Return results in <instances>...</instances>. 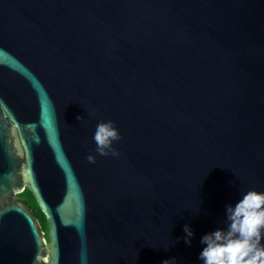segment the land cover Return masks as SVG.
Instances as JSON below:
<instances>
[{"label": "water", "instance_id": "water-1", "mask_svg": "<svg viewBox=\"0 0 264 264\" xmlns=\"http://www.w3.org/2000/svg\"><path fill=\"white\" fill-rule=\"evenodd\" d=\"M107 121L117 157L95 152ZM248 190L264 0H0V264H202Z\"/></svg>", "mask_w": 264, "mask_h": 264}, {"label": "clouds", "instance_id": "clouds-1", "mask_svg": "<svg viewBox=\"0 0 264 264\" xmlns=\"http://www.w3.org/2000/svg\"><path fill=\"white\" fill-rule=\"evenodd\" d=\"M93 139L99 156H119L113 142L119 141L121 136L112 121L98 123ZM86 159L90 164L96 162L91 154ZM225 220L224 229L201 238L205 247L198 259L202 264H264V192L248 190L234 207L226 206ZM183 232L185 243L190 245L191 228L185 225ZM162 264H176V261L165 260Z\"/></svg>", "mask_w": 264, "mask_h": 264}, {"label": "trees", "instance_id": "trees-1", "mask_svg": "<svg viewBox=\"0 0 264 264\" xmlns=\"http://www.w3.org/2000/svg\"><path fill=\"white\" fill-rule=\"evenodd\" d=\"M19 199L22 200L25 204H27L33 210L34 215L38 218L39 221L44 220V215L41 213L33 196L28 190H26L24 193L19 195Z\"/></svg>", "mask_w": 264, "mask_h": 264}, {"label": "flooded vegetation", "instance_id": "flooded-vegetation-1", "mask_svg": "<svg viewBox=\"0 0 264 264\" xmlns=\"http://www.w3.org/2000/svg\"><path fill=\"white\" fill-rule=\"evenodd\" d=\"M39 222H40L42 231L44 232V236H45L46 240H48V227H47V223L45 221V218L43 221H39Z\"/></svg>", "mask_w": 264, "mask_h": 264}]
</instances>
